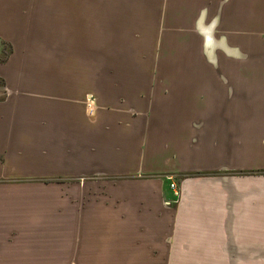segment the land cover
Returning <instances> with one entry per match:
<instances>
[{
  "label": "crops",
  "instance_id": "obj_1",
  "mask_svg": "<svg viewBox=\"0 0 264 264\" xmlns=\"http://www.w3.org/2000/svg\"><path fill=\"white\" fill-rule=\"evenodd\" d=\"M0 39V264H262L264 0H0Z\"/></svg>",
  "mask_w": 264,
  "mask_h": 264
},
{
  "label": "rangeland",
  "instance_id": "obj_2",
  "mask_svg": "<svg viewBox=\"0 0 264 264\" xmlns=\"http://www.w3.org/2000/svg\"><path fill=\"white\" fill-rule=\"evenodd\" d=\"M105 33V31L103 30V34ZM137 38H133V40H136ZM143 40H144V42L145 43H150V44H156V38H153V37H150V38H143ZM109 46H110V44H109V37L107 36H104L103 37V39H102V47L104 48L103 49V51H107L106 53H104L103 52V58L104 57H107V62L105 63L104 61H103V70H107V68H108V66L107 65H109ZM154 60L156 61V56L154 57ZM107 64V65H106ZM153 85H155V88H156V81L154 80V84ZM259 173H261V174H264V171L263 170H261V171H259ZM171 251H172V246H171V249H170ZM169 252V254H168V256H167V260L164 262V264H181V262H178V261H175V260H173V254H172V252ZM157 264L158 263V261H151V263H149V262H147V261H145V262H135V264ZM193 262H191V261H184L183 262V264H192ZM160 264H163V262H160ZM247 264H248V262H247ZM262 264H264V261L262 262Z\"/></svg>",
  "mask_w": 264,
  "mask_h": 264
},
{
  "label": "trees",
  "instance_id": "obj_3",
  "mask_svg": "<svg viewBox=\"0 0 264 264\" xmlns=\"http://www.w3.org/2000/svg\"><path fill=\"white\" fill-rule=\"evenodd\" d=\"M12 53H13L12 45L0 39V65L6 63L10 58V56L12 55ZM4 87H5V82L4 80L0 79V88H4ZM0 96H4V92H2Z\"/></svg>",
  "mask_w": 264,
  "mask_h": 264
},
{
  "label": "built area",
  "instance_id": "obj_4",
  "mask_svg": "<svg viewBox=\"0 0 264 264\" xmlns=\"http://www.w3.org/2000/svg\"><path fill=\"white\" fill-rule=\"evenodd\" d=\"M171 189L175 191V194L176 196L178 197L180 195L179 191H178V188H177V185L173 182L171 183Z\"/></svg>",
  "mask_w": 264,
  "mask_h": 264
}]
</instances>
